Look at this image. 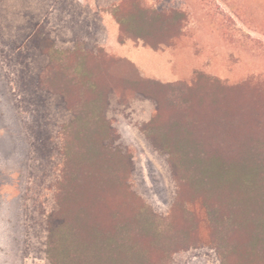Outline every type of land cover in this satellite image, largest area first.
I'll use <instances>...</instances> for the list:
<instances>
[{"label": "trees", "instance_id": "obj_1", "mask_svg": "<svg viewBox=\"0 0 264 264\" xmlns=\"http://www.w3.org/2000/svg\"><path fill=\"white\" fill-rule=\"evenodd\" d=\"M137 1L121 0L114 8L118 42L136 39L153 50L169 44L170 29L177 23L181 30L184 13L173 12L174 20ZM96 23L81 22L87 36H74L64 50L44 37L47 61L35 77L37 88L58 97L69 114L55 140L32 144L38 161L50 144L57 158L47 185L54 207L43 215L47 263L172 264L180 252L208 249L218 264H264V100L246 98L264 91V80L230 86L200 74L210 90L193 97L199 79L191 85L144 79L128 60L107 55L92 39ZM149 29L161 36L147 39L141 32ZM42 36L38 31L35 38ZM122 64L133 76L109 73ZM127 90L155 103L141 131L168 159L175 191L166 214L133 190V157L108 116L113 95L122 103Z\"/></svg>", "mask_w": 264, "mask_h": 264}, {"label": "rangeland", "instance_id": "obj_2", "mask_svg": "<svg viewBox=\"0 0 264 264\" xmlns=\"http://www.w3.org/2000/svg\"><path fill=\"white\" fill-rule=\"evenodd\" d=\"M120 1L0 0V264H48L43 252V215L54 207L47 185L57 158L55 144H50L51 152L43 153L38 161L32 144L35 138L43 144L48 136L55 140L59 125L67 121L69 114L58 97L37 88L35 77L47 61L42 53L49 43L44 37L53 39L54 47L64 50L72 46L74 36H87L81 22L96 21L92 39L115 58L105 45L111 20L120 35L114 16ZM137 2L145 9L169 12L174 20L173 12L184 13L181 30L177 33L175 23L169 44L158 49L175 48L171 51V71L178 77L177 82L191 85L199 79L193 97L210 90L200 74L230 86L245 80H264V0ZM116 16L125 29L124 11H117ZM38 31L43 33L40 39L35 38ZM141 34L149 40L161 36L158 30L150 29ZM109 73L130 77L134 71L122 64L109 69ZM154 89L157 95L160 91ZM211 89V96L217 97V88ZM124 98L126 101L121 103V98L113 95L108 116L114 120L121 147L133 157L130 184L153 211L166 214L175 191L168 159L150 145L141 131L154 116L155 103L128 90ZM246 98L264 100V91H252ZM172 264H218V260L208 249L189 250L176 254Z\"/></svg>", "mask_w": 264, "mask_h": 264}, {"label": "crops", "instance_id": "obj_3", "mask_svg": "<svg viewBox=\"0 0 264 264\" xmlns=\"http://www.w3.org/2000/svg\"><path fill=\"white\" fill-rule=\"evenodd\" d=\"M110 22L105 48L111 54L128 60L144 78L163 83L179 81L178 77L171 71V51L175 48L153 50L143 45L140 41L129 39L119 43L117 41L118 26L113 20Z\"/></svg>", "mask_w": 264, "mask_h": 264}]
</instances>
